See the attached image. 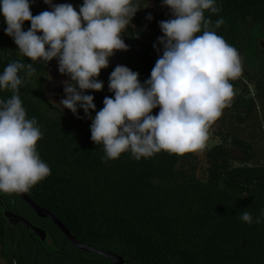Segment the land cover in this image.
<instances>
[{
  "label": "trees",
  "instance_id": "16d2710c",
  "mask_svg": "<svg viewBox=\"0 0 264 264\" xmlns=\"http://www.w3.org/2000/svg\"><path fill=\"white\" fill-rule=\"evenodd\" d=\"M78 3L74 6L77 11L83 1ZM215 6L217 13L205 10L204 15L213 22L223 18L216 34L241 58L248 31H264V0H216ZM170 18V12L155 16V25L142 29L145 19L135 14L123 35L134 39L140 50L138 55L125 57L123 66L137 72L141 83L150 77L145 69L162 55L163 46L157 40L163 35L159 22ZM5 27L0 14V71L13 60L32 63L35 68L18 86V95L27 118L35 117L43 133L36 147L50 168L48 176L25 191L29 198L55 215L83 243L120 255L129 264H264V223L247 224L238 218L247 210L254 221L264 209V76L240 73L230 80L233 96L210 125L203 148L185 153L161 150L140 160L125 152L116 159L102 160L103 145L90 139V116L95 111L90 110L89 116L78 108L74 115L50 102L45 83L56 59L46 64L30 61L19 54ZM113 69L108 65L101 70L102 90H85L93 95L96 110L103 107L105 96L113 95L108 90ZM10 95L7 89L0 91V100ZM157 112L154 108L151 114ZM211 135L218 140L208 147ZM181 161L195 162L184 179L176 171ZM16 199L20 211L41 220ZM1 217L0 213V255L7 264H112L73 248L60 233L70 248L66 260L57 253L43 256L41 249V261H35L30 251L16 247L9 251L4 248L8 244Z\"/></svg>",
  "mask_w": 264,
  "mask_h": 264
},
{
  "label": "clouds",
  "instance_id": "9594fccd",
  "mask_svg": "<svg viewBox=\"0 0 264 264\" xmlns=\"http://www.w3.org/2000/svg\"><path fill=\"white\" fill-rule=\"evenodd\" d=\"M44 3L51 10L32 15L30 0H0L4 32L30 61L46 64L56 59L59 73L69 77L59 105L74 115L78 108L89 116L95 111L90 139L103 145L102 160L125 152L140 160L161 150L203 148L210 125L233 96L230 80L242 71L238 51L216 34L223 18L213 22L204 15L205 10L219 11L216 0H161L171 18L159 22L163 35L157 40L163 51L150 77L141 83L137 72L115 66L108 77L113 95L104 97L99 110L85 90H102L98 76L115 51L127 50L123 35L142 7L137 0H83L78 11L70 3ZM25 21L30 27L22 30ZM34 72L32 63L18 60L0 71V91L11 92L0 100V193L25 192L50 174L36 147L43 133L35 117L27 118L18 95V86ZM154 108L158 112L152 115ZM238 218L247 224L264 223V209L254 221L247 210Z\"/></svg>",
  "mask_w": 264,
  "mask_h": 264
},
{
  "label": "rangeland",
  "instance_id": "374dc122",
  "mask_svg": "<svg viewBox=\"0 0 264 264\" xmlns=\"http://www.w3.org/2000/svg\"><path fill=\"white\" fill-rule=\"evenodd\" d=\"M83 0H78L81 3ZM77 0H52L53 4H61V3H70L75 6V4H79ZM137 3L140 8L136 14H142L145 19V24L142 29H149L155 25L154 17L162 14H167L169 9L166 6L161 5V0H137ZM51 10L50 6L44 3V0H30V11L32 15H37L38 13ZM151 15V19H147L148 15ZM28 26L30 27V22L25 21L22 27ZM144 32V31H143ZM41 33H37L40 35ZM128 34V33H127ZM139 36V35H137ZM125 44L128 46L127 50H117L115 51L114 55L109 58V64L113 67L117 65L123 66V59L128 56L138 55L140 50L137 48L136 50V41L131 39L130 37L124 38ZM244 41L246 43V52L243 56H241V66H242V75H248L250 72H255L261 76H264V31L256 28H251L248 31V35ZM131 45L133 46L134 50H131ZM135 45V46H134ZM153 44H151L152 47ZM153 48V47H152ZM155 63L152 64V67ZM152 67L150 69H145L146 73L149 74ZM69 77L65 74H61L58 71L57 63L51 65L49 68V78L45 83L46 89V96L53 104L57 105L61 109L63 107L59 105V101L65 98L64 89V81L68 80ZM252 89V87L250 88ZM234 92L239 93L240 90L238 88H234ZM65 109V108H64ZM217 137L215 135H211L207 146L211 147L212 145L217 143ZM236 157H240V153H236ZM195 162L194 161H181L176 166V171L179 173V177L182 179L188 177L191 171L194 169ZM17 202V199H16ZM18 203V202H17ZM27 215L31 217L32 215L27 211ZM56 239L61 240L62 238L57 234H53ZM15 241L13 240L12 244L7 245L4 247L9 251L15 250ZM32 258L37 261L40 256L41 250L35 253L31 251ZM36 254V255H35ZM41 261V260H40ZM0 264H7L5 259L0 255Z\"/></svg>",
  "mask_w": 264,
  "mask_h": 264
},
{
  "label": "flooded vegetation",
  "instance_id": "af4514ba",
  "mask_svg": "<svg viewBox=\"0 0 264 264\" xmlns=\"http://www.w3.org/2000/svg\"><path fill=\"white\" fill-rule=\"evenodd\" d=\"M15 196L18 198L15 193H0V213L2 215V229L6 232L7 244H12L14 240L15 246L19 251H33L35 253L36 251L38 252L41 249L43 250V256H47V253L49 252L55 254L57 253L65 260L68 259L70 254L67 253L66 250L70 251V248L65 242V240L68 242L66 237L49 220L40 218L42 221H39L33 216L29 217L27 215V211H20L18 209V203L16 202ZM4 210H8L15 215L22 216L34 226L44 229L47 232V237L45 241H41L37 236L33 234V232H31V230H27L21 224H18L16 227H12L11 225H9L7 219L4 216ZM33 215L35 214L33 213ZM54 233L56 235H59V233L62 234L65 240L62 238L58 241V239L54 237ZM68 244L72 246L69 242Z\"/></svg>",
  "mask_w": 264,
  "mask_h": 264
},
{
  "label": "water",
  "instance_id": "95a60500",
  "mask_svg": "<svg viewBox=\"0 0 264 264\" xmlns=\"http://www.w3.org/2000/svg\"><path fill=\"white\" fill-rule=\"evenodd\" d=\"M15 194L18 196L19 199H21L24 203L27 204V206L30 208V210L38 218L47 219L53 225H55L59 229V231L66 237L68 242L75 249L104 257L107 260L111 261L112 264H129V263H131L130 260L125 259L120 255H117V254L109 252V251L99 250V249L92 247L91 245L83 243L76 236H74L71 233V231L55 215H53L47 209L39 206L31 198H29L28 195L26 194V192H20V193H15ZM0 201H1V197H0ZM4 216L7 219L9 225H11L12 227H16L18 224H21L27 230H31V232H33V234L35 236H37L41 241H45V239L47 237V232L40 227L34 226L26 218L19 216V215H15L8 210H4Z\"/></svg>",
  "mask_w": 264,
  "mask_h": 264
}]
</instances>
